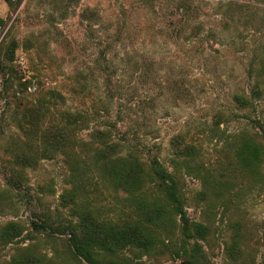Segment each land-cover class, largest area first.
Masks as SVG:
<instances>
[{
	"label": "rangeland",
	"instance_id": "374dc122",
	"mask_svg": "<svg viewBox=\"0 0 264 264\" xmlns=\"http://www.w3.org/2000/svg\"><path fill=\"white\" fill-rule=\"evenodd\" d=\"M0 19V46L17 41L15 66L30 80L18 105L16 81L0 76V233L10 223L23 230L0 242V264L36 256L86 264L64 254L66 236L32 224L58 229L76 219L60 205L72 188L66 158L39 160L21 173V189L11 184L17 154L38 157L36 120L42 133L64 111L86 114L88 125L73 136L86 158L97 132L122 154L156 157L170 172L172 141L176 150L196 146L190 168L180 164L176 173L189 219L209 228L198 240L207 263L264 264V162L258 177L236 156L242 139L264 147V0H22L13 10L0 0ZM89 191L96 206L88 207L102 217L126 216L123 195L99 179ZM180 241L178 233L173 243ZM147 262L181 260L164 254Z\"/></svg>",
	"mask_w": 264,
	"mask_h": 264
},
{
	"label": "trees",
	"instance_id": "16d2710c",
	"mask_svg": "<svg viewBox=\"0 0 264 264\" xmlns=\"http://www.w3.org/2000/svg\"><path fill=\"white\" fill-rule=\"evenodd\" d=\"M10 9L20 6L22 0H5ZM5 21L0 19V28L3 29ZM16 40L3 42L0 46V76L2 80L10 76L16 81L15 100L18 105L26 98L24 94L30 87V80L26 79L15 66ZM264 75V65L262 67ZM51 99L62 98L57 92H46ZM256 94V93H255ZM51 103V101L49 102ZM243 105L252 102L243 100ZM18 128L22 130L21 122ZM88 125L84 113L64 111L61 123L50 126L40 133L39 123H35V135L41 140V148L35 151L37 158L26 153H19L15 157L17 165L16 176L11 177L12 186L21 189L24 178L21 173L25 168H32L39 160H53L63 156L69 163L72 188L67 190L60 200V205L70 207L72 215L76 218L70 220L66 226L55 229L52 224L41 222L32 223L35 231L46 230L50 235L60 234L66 236L65 255L76 261L86 264H150L147 260L152 257L170 254L181 260L180 264H211L207 263L201 244L198 240L204 239L209 228L199 222H192L187 214L184 201L181 197L177 179L180 164L190 168L189 161L198 153L196 146L187 145L175 149L173 141L171 150L174 157V172L156 157L150 162L143 161L138 155L128 152L122 154L118 145L105 141V134L97 132V139L92 154L86 158L74 146L76 145L74 133ZM25 128V127H24ZM24 132V131H23ZM33 133V134H34ZM30 134V133H28ZM174 140V139H173ZM175 149V151H174ZM237 162L242 168L251 164L260 177L261 166L264 162V147L255 140L242 139L236 151ZM100 180L106 188L114 193L123 195V206H127L125 217H102L98 210L88 206H96L89 188ZM220 182V181H219ZM225 184L220 182L218 185ZM77 206H87L79 212ZM48 229V230H47ZM23 230L19 225L10 223L0 233V242L11 244L20 238ZM179 233L181 241L174 244L173 240ZM239 248L234 246L232 259L238 261L241 256ZM126 252L133 255L126 256ZM147 257V260H143ZM30 264H56L53 257L36 256L29 258Z\"/></svg>",
	"mask_w": 264,
	"mask_h": 264
}]
</instances>
